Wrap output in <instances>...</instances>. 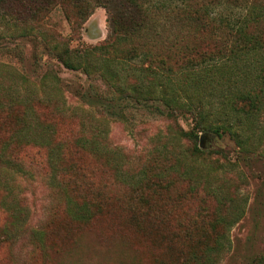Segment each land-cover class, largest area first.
Instances as JSON below:
<instances>
[{
  "label": "trees",
  "instance_id": "16d2710c",
  "mask_svg": "<svg viewBox=\"0 0 264 264\" xmlns=\"http://www.w3.org/2000/svg\"><path fill=\"white\" fill-rule=\"evenodd\" d=\"M14 3L20 7L14 15L18 19L13 18L17 22L30 20L37 24L59 8L72 36L79 34L96 8L104 9L106 39L95 46H84L77 39L78 46L72 49L70 40L61 39L65 46L60 57L62 65L69 71H79L87 79L96 77L107 82L121 99L162 102L163 118L171 122L175 139L182 138L192 146L191 156L202 153L196 146L200 132L228 133L240 147L264 148V0ZM44 107L51 116L57 112L51 103ZM69 116L76 119L72 120L76 123L73 133L70 127L65 128L62 136L50 131L44 141L34 143L30 134L24 132L27 119L21 114L8 121L15 130L11 132V128L9 135L0 140V155H9L4 156L6 162L19 169V157H12L9 148L30 145L46 150V177L54 182L62 197L66 219L58 223L53 212L44 233L37 236L39 243L45 242L46 234L50 239L53 235L54 241L58 237L60 244L56 242L60 246L74 243L82 229L88 232L99 224L95 223L98 220L121 214L135 233L163 254L166 250L168 255L165 253L163 258L168 263L169 259L171 264L196 262L217 248L224 233L213 229V215L200 212L188 221L198 226L163 228L173 224L172 214L182 205L180 201L198 192L199 187L191 183V178L177 173L173 162H156L157 166L149 165L129 174H122L119 166L107 167L95 149L101 142L99 131L90 123L85 124L81 116ZM180 117L192 122L189 132L176 123ZM213 117H221L219 126L214 124ZM242 130L250 131L244 143L238 138ZM88 158L109 168L111 176H105ZM176 177L187 183L185 193L177 191ZM3 191L6 195L0 204L11 214L6 189ZM96 240L108 250L122 246L120 238L112 233L99 234ZM8 242H12V234L10 224L5 222L0 227V244ZM161 257L153 258L155 264H164ZM260 260L255 264H263Z\"/></svg>",
  "mask_w": 264,
  "mask_h": 264
},
{
  "label": "rangeland",
  "instance_id": "374dc122",
  "mask_svg": "<svg viewBox=\"0 0 264 264\" xmlns=\"http://www.w3.org/2000/svg\"><path fill=\"white\" fill-rule=\"evenodd\" d=\"M14 1L0 0V140L11 128V132L15 130L8 121L21 114L27 119L24 132L34 143L44 141L50 131L62 136L70 127L73 133L76 123L72 120L76 119L69 115L81 116L85 124L99 131L101 142L95 149L107 167L119 166L122 174H129L157 166L156 162H173L177 173H184L199 187L194 197L189 195L180 201L182 205L172 214L173 224L163 228L198 226L188 221L204 212L213 215V229L221 230L224 237L214 251L189 264H255L259 258L264 264V148L240 147L228 133L200 132L196 146L202 153L191 156L192 146L182 138L175 139L171 122L163 118L162 102L121 99L107 82L96 77L87 79L62 65L65 46L61 39L70 40L71 49L78 46L77 39L84 46H95L106 39L104 9L96 8L79 34L72 36L59 8L37 24L17 22L13 18L18 19L14 15L20 7ZM47 103L55 105L56 114L48 113L44 107ZM213 118L219 126L221 117ZM176 123L184 132L193 127L187 118L180 117ZM244 130L238 137L243 143L250 135ZM7 151L12 157L17 155V163L22 166L21 170L13 167L5 160L9 155H0V202L5 198V188L12 211L9 214L0 204V227L8 222L12 234V242L0 244V264H155L153 258L159 256L164 264H171L170 259L168 263L163 258L168 255L166 250L163 254L135 233L121 214L98 220L95 223L99 224L88 232L82 229L74 243L60 246L58 237L57 243L53 235L51 240L46 234L40 244L37 236L44 233L53 212L58 223L66 219L62 197L46 177V150L14 145ZM87 161L111 176L109 168L97 159ZM176 185L177 191L186 192L187 183L177 177ZM109 233L118 236L122 246L108 250L96 240L99 234Z\"/></svg>",
  "mask_w": 264,
  "mask_h": 264
},
{
  "label": "water",
  "instance_id": "95a60500",
  "mask_svg": "<svg viewBox=\"0 0 264 264\" xmlns=\"http://www.w3.org/2000/svg\"><path fill=\"white\" fill-rule=\"evenodd\" d=\"M201 140H202V138H200V144H201Z\"/></svg>",
  "mask_w": 264,
  "mask_h": 264
}]
</instances>
